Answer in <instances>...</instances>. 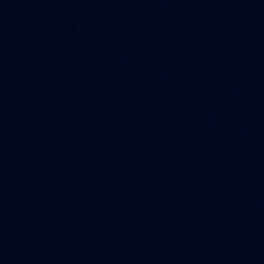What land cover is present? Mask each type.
Returning a JSON list of instances; mask_svg holds the SVG:
<instances>
[{
	"label": "water",
	"instance_id": "water-1",
	"mask_svg": "<svg viewBox=\"0 0 264 264\" xmlns=\"http://www.w3.org/2000/svg\"><path fill=\"white\" fill-rule=\"evenodd\" d=\"M0 264H264V0H0Z\"/></svg>",
	"mask_w": 264,
	"mask_h": 264
}]
</instances>
